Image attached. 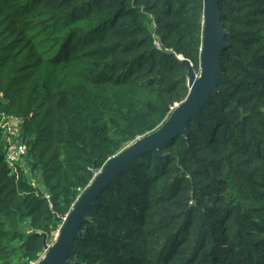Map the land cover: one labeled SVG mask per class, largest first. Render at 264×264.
<instances>
[{
	"label": "trees",
	"instance_id": "trees-1",
	"mask_svg": "<svg viewBox=\"0 0 264 264\" xmlns=\"http://www.w3.org/2000/svg\"><path fill=\"white\" fill-rule=\"evenodd\" d=\"M220 11L217 94L186 137L102 191L67 264H264V0ZM203 12V0H0V264H37L105 164L185 101ZM4 116L28 148L17 173Z\"/></svg>",
	"mask_w": 264,
	"mask_h": 264
},
{
	"label": "water",
	"instance_id": "water-1",
	"mask_svg": "<svg viewBox=\"0 0 264 264\" xmlns=\"http://www.w3.org/2000/svg\"><path fill=\"white\" fill-rule=\"evenodd\" d=\"M203 41L200 55V71L197 74L189 65V94L184 102L177 105L169 119L154 133L130 144L121 153L111 158L95 176L89 187L79 196L71 212L64 219L57 241L48 245L44 240L45 258L37 264H67L75 250V242L82 226L96 204L102 191L111 185L125 169L139 157L159 154L162 147L178 137L187 136L189 123L197 117L217 94L224 69L222 57L226 50L227 32L224 29L221 0H203Z\"/></svg>",
	"mask_w": 264,
	"mask_h": 264
},
{
	"label": "built area",
	"instance_id": "built-area-1",
	"mask_svg": "<svg viewBox=\"0 0 264 264\" xmlns=\"http://www.w3.org/2000/svg\"><path fill=\"white\" fill-rule=\"evenodd\" d=\"M20 121L15 118H8L4 116L2 118V128L5 131V142H6V162L8 166L11 168L13 173H17L18 167L21 165L22 160L25 156H27L28 148L27 145L21 141L20 133H18V126ZM35 188V184H32ZM46 198L49 200L50 197L46 195ZM60 230L57 232L54 241L55 243L59 237ZM46 251L41 256L40 260L45 258Z\"/></svg>",
	"mask_w": 264,
	"mask_h": 264
},
{
	"label": "rangeland",
	"instance_id": "rangeland-1",
	"mask_svg": "<svg viewBox=\"0 0 264 264\" xmlns=\"http://www.w3.org/2000/svg\"><path fill=\"white\" fill-rule=\"evenodd\" d=\"M197 74H199V73H197ZM56 234H57V232H55V233L52 235L51 240L54 241ZM48 244L51 245L52 243H51V242H48ZM34 264H36V263H34Z\"/></svg>",
	"mask_w": 264,
	"mask_h": 264
}]
</instances>
